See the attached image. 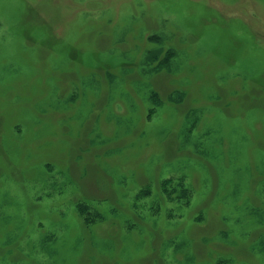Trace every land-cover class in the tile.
Listing matches in <instances>:
<instances>
[{"label":"rangeland","instance_id":"rangeland-1","mask_svg":"<svg viewBox=\"0 0 264 264\" xmlns=\"http://www.w3.org/2000/svg\"><path fill=\"white\" fill-rule=\"evenodd\" d=\"M0 264H264V0H0Z\"/></svg>","mask_w":264,"mask_h":264}]
</instances>
